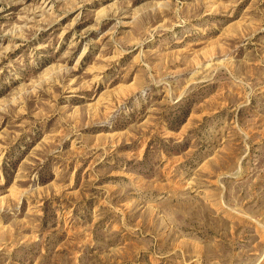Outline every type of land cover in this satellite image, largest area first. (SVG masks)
Here are the masks:
<instances>
[{"label":"rangeland","instance_id":"rangeland-1","mask_svg":"<svg viewBox=\"0 0 264 264\" xmlns=\"http://www.w3.org/2000/svg\"><path fill=\"white\" fill-rule=\"evenodd\" d=\"M0 264H264V0H0Z\"/></svg>","mask_w":264,"mask_h":264}]
</instances>
